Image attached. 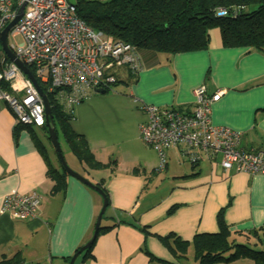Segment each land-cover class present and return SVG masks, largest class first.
I'll return each instance as SVG.
<instances>
[{"label": "crops", "instance_id": "1", "mask_svg": "<svg viewBox=\"0 0 264 264\" xmlns=\"http://www.w3.org/2000/svg\"><path fill=\"white\" fill-rule=\"evenodd\" d=\"M208 39L207 49L197 52L171 57L141 52L134 82H119L124 90L118 93L93 92L100 96L74 107L73 129L84 137L94 159L109 165L88 171L71 154L77 161L69 165L71 170L101 185L108 195L109 208L100 224L111 229L96 237L93 259L82 264H178L159 238L173 234L189 242L197 233H213L220 210L232 233L264 224V175L224 174L219 156L212 161L199 152L193 162L182 147L166 149L165 167L157 172V153L138 138V126L145 121L140 104L190 109L193 89L204 85L208 93L226 90L211 107L213 125L240 133L241 147L264 144V55L224 48L216 28L208 31ZM118 104L129 112H116ZM18 127L11 110L0 102V208L12 193L36 192L40 204L37 215L25 220H13L0 210V262L17 254L20 264H68V257L90 239L102 199L68 175L64 191L51 194L46 165L62 170L55 151L37 136L35 130L45 137L39 128ZM34 136L44 148L42 154ZM131 156L128 179L119 169Z\"/></svg>", "mask_w": 264, "mask_h": 264}, {"label": "built area", "instance_id": "2", "mask_svg": "<svg viewBox=\"0 0 264 264\" xmlns=\"http://www.w3.org/2000/svg\"><path fill=\"white\" fill-rule=\"evenodd\" d=\"M21 7L19 20L7 34V46L42 85L46 98L52 95L53 102L67 115H73L74 107L95 90L110 87L113 73L120 68L135 72L141 69L132 46L93 31L76 16L67 0H0V32ZM238 10L240 7L231 11ZM226 12L219 10L218 15ZM0 52V102L11 110L17 125L41 128L45 117L39 93L1 49ZM225 93V89L208 93L200 85L192 91L190 109L140 104L145 121L138 126V138L157 153V172L165 167V150L182 147L193 162L200 158L198 150L212 161L219 156L224 174L232 171L264 175V144L241 147L240 133L211 122V107ZM39 204L36 192L12 193L3 198L0 210L13 220H25L37 215Z\"/></svg>", "mask_w": 264, "mask_h": 264}, {"label": "trees", "instance_id": "3", "mask_svg": "<svg viewBox=\"0 0 264 264\" xmlns=\"http://www.w3.org/2000/svg\"><path fill=\"white\" fill-rule=\"evenodd\" d=\"M67 1L74 8L76 16L86 26L105 37L132 46L139 60L141 52L171 57L176 54L206 50L209 41L208 31L215 28L220 33L224 48H244L264 55V0ZM234 7H240V10L233 13L231 10ZM222 9L227 11L226 14L218 15V11ZM1 56L0 52V58ZM137 74L138 71L122 67L113 73L112 83L113 85L119 82L129 84L135 81ZM39 85L45 92L42 85ZM47 98L56 134L58 132L61 134L66 147L76 160L88 171L109 168V165H102L94 159L84 137L73 129L74 114L67 115L59 105L53 102L52 95L47 94ZM18 126L23 127V125H17V128H20ZM39 130L49 140L46 137L45 125ZM14 135L17 136L16 133ZM33 138L38 151L42 154L43 146L35 136ZM51 147L53 148L52 145ZM44 159L46 160L45 157ZM46 166V177L53 183L50 193L63 192L67 174L49 163ZM111 166H114L113 162ZM98 186L108 200L106 190L101 185ZM216 226L215 232L197 233L189 242L180 240L173 234L159 240L168 246L178 264H183L181 260L184 259L189 245L193 249L195 264L230 263L238 259H248L253 264H264V224L257 229L232 233L230 226L224 222L222 210H220L216 216ZM109 229L111 227L100 226L96 237ZM170 240L173 247L169 245ZM94 241L79 254V261L74 264H82L88 259H93ZM81 247L76 249L74 254ZM70 258L68 257V262ZM20 263L17 254L11 259L0 262V264Z\"/></svg>", "mask_w": 264, "mask_h": 264}, {"label": "water", "instance_id": "4", "mask_svg": "<svg viewBox=\"0 0 264 264\" xmlns=\"http://www.w3.org/2000/svg\"><path fill=\"white\" fill-rule=\"evenodd\" d=\"M23 7H21L19 9V12L16 14V16L14 17V19L8 23L4 29L0 32V49L2 50V52L4 53V55L6 56V58L13 62L20 70L21 72L32 82L33 86L36 88L37 92L39 93L41 100H42V104H43V108H44V117H45V127H46V137L49 139L51 145L53 146V149L55 151V154L57 156V159L59 161L60 167L61 169L70 177L76 179L78 182H80L81 184L85 185L87 188L93 190L94 192H96L102 199V206L100 208V211L97 215L95 224H94V228H93V232L92 235L90 237V239L79 249V251L75 254H73L71 256V258L69 259L68 264H74L77 257L79 256V254L81 252H83L85 249H87L94 241V239L96 238V235L98 233L99 227H100V223L103 217V214L105 212V209L108 206V200L104 194V192L101 190L100 187L91 184L89 181H87L86 179H84L83 177H81L79 174L73 172L71 169H69L64 161L58 140H57V134L54 128V124H53V118L51 115V111H50V106H49V102L46 98V96L43 94L41 88L39 87L37 81L34 79V77L32 76V74L29 72V70L18 60L15 58L14 54L10 51V49L7 46L6 43V38H7V34L8 32L11 30V28L16 24V22L19 20L20 16H21V12H22ZM95 93L101 94L103 93L102 89H97L94 91Z\"/></svg>", "mask_w": 264, "mask_h": 264}, {"label": "rangeland", "instance_id": "5", "mask_svg": "<svg viewBox=\"0 0 264 264\" xmlns=\"http://www.w3.org/2000/svg\"><path fill=\"white\" fill-rule=\"evenodd\" d=\"M16 41L17 42H20V39L19 38H16ZM120 83H117L116 85H113V84H110V87H109V90L110 91H108L106 94H113L114 92L115 93H118V92H121L122 90H124V88H123V86H121V84L119 85ZM97 96H100V95H98V94H92L90 97H97ZM89 97V98H90ZM101 100H105L106 102H107V100H109V99H104V98H102ZM101 100H99L98 99V101H95L96 103L94 104V107H95V109L97 108V106H98V103L101 101ZM115 111L116 112H119V113H121V112H129L128 111V108H127V106L126 105H124V104H118V106H117V108H115ZM35 133L37 134V136L41 139V140H43V142L44 143H46L47 144V146H48V150H50L51 149V144H50V141L49 140H47L45 137H43L41 134H40V132L38 131V130H35ZM57 140H58V143H59V146H60V149H61V152H62V155H63V158H64V161H65V163H67L66 165H67V167L69 168V169H72V168H70L69 167V165H73V162H75L76 164H77V161L75 160V158L71 155V153H70V151L67 149V147H66V145H65V143H64V141H63V139H62V136H61V134L58 132L57 133ZM131 147H133V145L131 146ZM50 148V149H49ZM146 148V147H145ZM51 151V150H50ZM198 152H201V151H199L198 150ZM131 158H132V156L131 157H129V158H127V160H125L124 161V163L120 166V169H119V175H125V177H127L128 179L130 178H132V177H129V175H128V168H129V161L131 160ZM73 167V166H72ZM76 169H77V167H76ZM155 179H156V177L154 178V182H155ZM152 187H153V184H151V185H149V190H152ZM143 192H146V190H143ZM109 208V207H108ZM107 209V208H106ZM106 209H105V213L107 214V212H106ZM105 218V216L103 217V219H102V223H103V221L105 220L104 219ZM101 225V224H100ZM102 226V225H101ZM189 254L187 255L188 257H185V260L184 261H182V263L183 264H193V249H192V247H190V250H189Z\"/></svg>", "mask_w": 264, "mask_h": 264}]
</instances>
